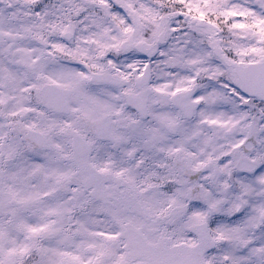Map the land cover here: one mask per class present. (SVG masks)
Masks as SVG:
<instances>
[{"label": "snow or ice", "instance_id": "snow-or-ice-1", "mask_svg": "<svg viewBox=\"0 0 264 264\" xmlns=\"http://www.w3.org/2000/svg\"><path fill=\"white\" fill-rule=\"evenodd\" d=\"M0 264H264V0H0Z\"/></svg>", "mask_w": 264, "mask_h": 264}]
</instances>
